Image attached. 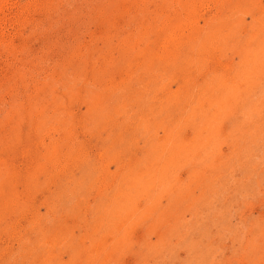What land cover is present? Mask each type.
<instances>
[{
	"label": "rangeland",
	"instance_id": "374dc122",
	"mask_svg": "<svg viewBox=\"0 0 264 264\" xmlns=\"http://www.w3.org/2000/svg\"><path fill=\"white\" fill-rule=\"evenodd\" d=\"M0 264H264V0H0Z\"/></svg>",
	"mask_w": 264,
	"mask_h": 264
}]
</instances>
